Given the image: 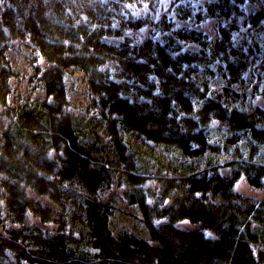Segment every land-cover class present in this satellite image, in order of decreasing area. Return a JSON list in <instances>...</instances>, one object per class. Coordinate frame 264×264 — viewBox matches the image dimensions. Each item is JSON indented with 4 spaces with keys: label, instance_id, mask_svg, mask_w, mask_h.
<instances>
[{
    "label": "trees",
    "instance_id": "16d2710c",
    "mask_svg": "<svg viewBox=\"0 0 264 264\" xmlns=\"http://www.w3.org/2000/svg\"><path fill=\"white\" fill-rule=\"evenodd\" d=\"M160 1L0 0V264H264V200L235 190L264 188V0L130 8ZM15 42L47 98L8 103ZM68 69L88 81L82 115ZM123 215L147 237L114 230Z\"/></svg>",
    "mask_w": 264,
    "mask_h": 264
},
{
    "label": "rangeland",
    "instance_id": "374dc122",
    "mask_svg": "<svg viewBox=\"0 0 264 264\" xmlns=\"http://www.w3.org/2000/svg\"><path fill=\"white\" fill-rule=\"evenodd\" d=\"M174 0H161L155 9L150 8L149 6L147 7H137L134 5H131L130 8L132 10V13L135 17H142L146 14H150L153 16L154 20L157 21L160 19L163 15H172L176 18V15L173 13L171 10V3ZM201 29H204L208 31L211 34H215L216 32V22L215 20L209 19L205 21L204 23L200 24ZM155 27L150 25L144 28L143 30L140 31V36L141 37H147L155 31ZM7 56L9 59V62L12 66V69L14 70L15 73H17V77L14 81H12V91L13 94L10 96L8 103L12 106H17L21 105L25 102L26 99L30 98L32 100L34 99H45L47 98V95L45 93V90L43 87L38 86L36 79H35V70L34 66L32 63L33 56L31 54V51L29 48H27L24 44L20 45L18 42H15L13 44V47L10 48L7 51ZM39 63L41 65H46L45 61L43 59L39 60ZM84 73L74 70L71 72L70 69L66 71V75L68 78L67 81V87L69 91V97L70 100L72 101L73 105L75 108L73 110L75 113L82 115L85 112V106L89 105V100L87 99V90H88V81L86 77L83 75ZM260 104L264 106V99L260 100ZM255 106V105H253ZM2 107H0V112H2ZM97 116V112L95 114H91V116H87L91 121ZM85 118V117H84ZM104 118V117H103ZM87 120V118H85ZM9 120L3 116L0 115V132H3L7 129L8 127ZM85 127V125H83ZM108 126V122L105 121V127ZM102 135L103 128L97 129ZM125 138L127 141L130 142L129 145H135L137 143V139L135 137L134 133L130 132H125L124 133ZM102 141H99V144H102L104 147H108V145H114L112 143V139L108 136H103L100 138ZM88 142L91 143V135L88 136ZM98 143V142H97ZM224 146V145H223ZM225 152H227L226 157H228L229 161H232L234 158L232 157L233 151H227V148H225ZM167 153H169L166 150H163ZM171 160H173L171 163L179 162L180 158L174 159L171 157ZM147 187L152 188V189H157L158 188V183L154 180L149 181V184ZM126 190H128L127 187H121L118 188V186H113L111 190L108 192V196L111 200L117 201L116 198L120 200V198H125L126 195ZM235 190L243 195L250 196L253 198H256L258 200H264V188H256L253 187L247 180V178H241L237 183H236V188ZM50 203L49 199H45ZM132 217V216H131ZM128 216L123 215L122 218H117L116 221L113 223V229H127L132 232H135L137 236L141 237H147V232L146 229L143 226L142 222H138L137 225H131L130 222L127 220ZM130 218V217H129ZM180 228L183 229H195L196 226H193L191 223L185 221L181 222L178 225ZM54 230L55 228H50ZM119 230V231H120ZM118 231V232H119ZM206 234L210 237H213V233L210 231H205Z\"/></svg>",
    "mask_w": 264,
    "mask_h": 264
},
{
    "label": "bare ground",
    "instance_id": "6f19581e",
    "mask_svg": "<svg viewBox=\"0 0 264 264\" xmlns=\"http://www.w3.org/2000/svg\"><path fill=\"white\" fill-rule=\"evenodd\" d=\"M50 203L52 204V202L50 201Z\"/></svg>",
    "mask_w": 264,
    "mask_h": 264
}]
</instances>
